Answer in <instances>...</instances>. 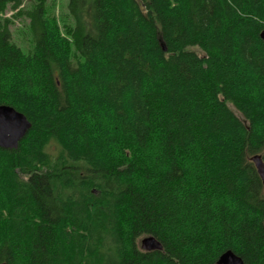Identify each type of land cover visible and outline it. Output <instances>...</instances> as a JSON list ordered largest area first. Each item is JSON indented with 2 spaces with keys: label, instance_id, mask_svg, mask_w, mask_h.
<instances>
[{
  "label": "trees",
  "instance_id": "1",
  "mask_svg": "<svg viewBox=\"0 0 264 264\" xmlns=\"http://www.w3.org/2000/svg\"><path fill=\"white\" fill-rule=\"evenodd\" d=\"M9 8L33 44L0 19V104L31 125L0 147V263L264 264V0Z\"/></svg>",
  "mask_w": 264,
  "mask_h": 264
},
{
  "label": "water",
  "instance_id": "2",
  "mask_svg": "<svg viewBox=\"0 0 264 264\" xmlns=\"http://www.w3.org/2000/svg\"><path fill=\"white\" fill-rule=\"evenodd\" d=\"M260 37L264 41V28L260 32ZM30 125L23 113L10 105L0 104V147L17 148L18 142L26 134ZM251 161L256 167L264 188V162L261 155L254 154L251 156ZM140 248L142 250H160L162 245L154 236L146 235L140 240ZM217 264H244V262L239 255L227 250L218 257Z\"/></svg>",
  "mask_w": 264,
  "mask_h": 264
},
{
  "label": "rangeland",
  "instance_id": "3",
  "mask_svg": "<svg viewBox=\"0 0 264 264\" xmlns=\"http://www.w3.org/2000/svg\"><path fill=\"white\" fill-rule=\"evenodd\" d=\"M67 1L68 0H48L50 12H52L57 18L61 16L66 18L67 17L66 13L68 12ZM14 12L15 10L9 8L5 13H0V19L4 17L12 18ZM27 22L28 21L25 17H19V18H12V23L10 24L12 41L15 44H17L19 47H21V49L24 52H28V50L30 49V47H32L33 44L32 35L27 29ZM193 49L196 50L199 54H201L198 48H193ZM143 237L144 236H142L139 239V245H140V240Z\"/></svg>",
  "mask_w": 264,
  "mask_h": 264
}]
</instances>
